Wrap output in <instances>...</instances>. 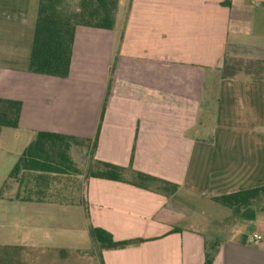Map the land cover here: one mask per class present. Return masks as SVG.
I'll list each match as a JSON object with an SVG mask.
<instances>
[{"label": "crops", "instance_id": "0c3cea01", "mask_svg": "<svg viewBox=\"0 0 264 264\" xmlns=\"http://www.w3.org/2000/svg\"><path fill=\"white\" fill-rule=\"evenodd\" d=\"M39 3L0 0V98L22 102L19 127L0 136V264H100L90 227L143 240L104 251L105 264H204L213 246V264H264L263 208L208 235L185 203L264 187V81L220 75L225 58L264 62V0H120L113 30L77 28L66 79L29 71ZM98 129L95 160L177 194L84 167L10 178L39 132L94 140Z\"/></svg>", "mask_w": 264, "mask_h": 264}, {"label": "trees", "instance_id": "16d2710c", "mask_svg": "<svg viewBox=\"0 0 264 264\" xmlns=\"http://www.w3.org/2000/svg\"><path fill=\"white\" fill-rule=\"evenodd\" d=\"M119 2L120 0H40L29 67L30 73L61 79L68 78L77 28L113 30L116 25ZM239 74L253 76L255 80L264 81V77L261 78L264 74V62L225 58L221 69V78H234ZM106 103L107 99L103 106L100 125ZM21 113L22 102L0 98V136L5 128L16 129L19 127ZM98 139L99 129L94 140L39 132L15 164L10 178L19 179L20 174L25 171L57 174L76 173L78 168L72 152L78 150L86 151L87 156H90L86 171L88 178L96 177L126 182L166 197L177 194L178 185L136 171L131 165L122 167L95 160ZM132 156L134 157V153ZM214 199L215 202L232 209L233 217H230V220H233L252 205L264 209V187ZM89 233L100 264H105L104 251L126 249L138 246L143 242V240L118 242L110 233L100 228L90 227ZM215 249L216 246L210 249L206 248L204 264H213Z\"/></svg>", "mask_w": 264, "mask_h": 264}, {"label": "rangeland", "instance_id": "374dc122", "mask_svg": "<svg viewBox=\"0 0 264 264\" xmlns=\"http://www.w3.org/2000/svg\"><path fill=\"white\" fill-rule=\"evenodd\" d=\"M243 75V74H242ZM253 78V76H250ZM264 77V74L261 76V78ZM211 106L213 107L214 103H210ZM84 155V154H82ZM82 155L77 157V168H83L87 171L88 166L84 165V161L86 160V157L84 158ZM201 201V200H200ZM198 200H187L185 203L187 207H190L192 209L193 213V218L195 221V225L199 228H203L204 231L208 235H210L211 231H213V228L216 225V221L218 220H224V226L228 225V221L230 220V217H233V212L231 208L226 207L225 205L221 203H213V202H207V201H202L200 202ZM64 202L68 203V199L65 198ZM70 203V202H69ZM229 215V218L226 219ZM225 217V218H224ZM236 219V218H235ZM234 220V219H233ZM203 221V223H201ZM218 230L219 237H223L222 231L224 229H215ZM211 238V237H210ZM209 238V239H210ZM222 239V238H219ZM213 241V240H212ZM210 240V243L212 242Z\"/></svg>", "mask_w": 264, "mask_h": 264}, {"label": "built area", "instance_id": "2783aa9c", "mask_svg": "<svg viewBox=\"0 0 264 264\" xmlns=\"http://www.w3.org/2000/svg\"><path fill=\"white\" fill-rule=\"evenodd\" d=\"M263 240V236L260 235V234H255L254 235V241H255V244H260V242Z\"/></svg>", "mask_w": 264, "mask_h": 264}]
</instances>
